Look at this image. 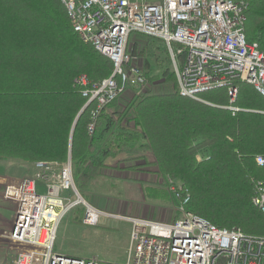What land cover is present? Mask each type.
Returning a JSON list of instances; mask_svg holds the SVG:
<instances>
[{"label":"trees","instance_id":"1","mask_svg":"<svg viewBox=\"0 0 264 264\" xmlns=\"http://www.w3.org/2000/svg\"><path fill=\"white\" fill-rule=\"evenodd\" d=\"M243 32L248 42L263 43L264 0L250 1ZM112 70L73 32L60 0H0V165L70 156L82 192L108 163L147 152L146 164L184 185L187 211L219 228L264 237V214L251 202L255 183L264 186V162L255 160L264 161V98L254 87L237 83L232 111L224 107V89L201 94L203 102L182 97L174 74L161 70L148 79H162V92L134 95L122 110L117 98L89 136L94 106L83 108L87 98L74 79L84 74L89 88Z\"/></svg>","mask_w":264,"mask_h":264},{"label":"built area","instance_id":"2","mask_svg":"<svg viewBox=\"0 0 264 264\" xmlns=\"http://www.w3.org/2000/svg\"><path fill=\"white\" fill-rule=\"evenodd\" d=\"M250 1L60 0L74 32L113 66L109 77L89 88L84 74L74 79L87 104L94 106L88 135L94 133L104 108L127 88L140 85L134 94L138 96L149 84L129 47L137 36L163 43L182 97L203 102L201 94L224 89L231 103L227 108L237 111L232 104L240 82L253 86L264 98V41L248 42L243 32ZM255 160L258 165L264 162L260 156ZM157 177L163 183L159 186L176 199L177 216L171 222L123 218L131 224L124 264H264V237L219 228L187 211L184 185L160 173ZM38 184L44 194L37 192ZM251 202L264 214L260 181L254 185ZM0 203L12 207V218L0 226V264H114L53 250L57 226L75 205L84 208L81 222L86 226L97 225L101 217L117 218L80 195L70 156L61 163L35 161L26 178L1 174Z\"/></svg>","mask_w":264,"mask_h":264},{"label":"rangeland","instance_id":"3","mask_svg":"<svg viewBox=\"0 0 264 264\" xmlns=\"http://www.w3.org/2000/svg\"><path fill=\"white\" fill-rule=\"evenodd\" d=\"M145 1L159 2L160 0H145ZM134 46L136 47L135 54L133 55L135 62L139 64V66H141L142 74L149 83L142 88V93H146L150 91L154 93L162 92V88L164 84L162 79H155L150 81L148 79V76L158 74L159 71H160L159 74H161V70H165V69H169L171 71L172 66L171 63L168 60H166L167 53L165 51L164 45L159 41L156 40L150 41L145 37L137 36L135 39L129 41V47L131 52ZM156 57L160 61H162L160 68L157 65ZM146 62H147V66H146ZM139 90H140V85L133 88H127V92L123 96L118 98L119 100H124L123 101L124 104L118 101L117 102L118 105H122V106H118L117 109L122 110L127 103L126 101H128V99L130 100L132 96L136 94V92H138ZM88 105L89 104H87V99H86L84 106H88ZM228 105L229 103L226 105V107ZM84 106L83 108H85ZM148 158L150 159V162H152V156H150L149 153L145 152L142 154L138 150L134 151L132 154H124L123 161H113L108 163V165H106L104 168H102L100 171V179L92 182L91 187L81 192L78 188V185L75 182L76 187L78 188L80 195L88 203H89L88 199H90L91 196L102 200L107 198L105 200L107 202L116 201L106 197L109 196L114 189L107 188V185L103 189L105 182L101 180H105L109 177H116L117 175L120 177L121 173L119 172L129 167L128 170H125L129 172V173L125 172L128 176H131L132 172L142 173L144 174L143 176H137V177L142 178L145 181H147V179L151 180L146 183L152 184L153 187L161 190L162 193L164 192L167 195V197H165L164 195H160L158 193L159 197L162 198V200H164L168 204L166 208L169 210L171 216L176 217L177 212L175 210V201L171 199L172 196H170L168 191L164 190L165 186L162 185L164 188L159 186L160 184L163 183L162 182L160 184L158 183V177H157V175L159 174L158 168L156 165L146 164L145 162H148L147 161ZM31 164L28 167L24 165H18V166L9 165L7 167H2L0 165V175L3 174L11 177L19 176L25 178L29 177L31 175ZM139 167L145 168V170L143 172L142 171L139 172L138 171L139 169H137ZM97 183L99 184L102 183L103 185L101 184L102 185L101 187L99 186L96 187ZM95 189H96L95 194H90V195L88 194V192H92V190ZM37 192L41 194L45 193V189L42 186V184H38ZM104 192H105V196H104ZM63 195L69 197L70 201H74L75 199L73 195L71 194L69 195V192H65ZM0 206H1L0 226H2L4 223L9 222V220L12 218V207L8 203H0ZM83 209L84 208L80 204L75 205V207H73L60 220L56 230L53 250L61 253L63 252V254L66 255L80 257V258H95L104 262H109L114 264H124L130 243V238H129L130 232L128 233L129 225L126 223V220L123 218L126 217L143 218V217H140L138 213H136V215L134 216H129V217L121 216V215L119 216L117 214H114L117 218L101 217L97 225L86 226L83 225L81 222L83 216ZM161 214L162 215L164 214V210L161 211ZM171 216L168 218L158 217V219L166 222L172 219ZM143 219H152V218L150 216H145V218ZM130 230H131V224H130Z\"/></svg>","mask_w":264,"mask_h":264},{"label":"crops","instance_id":"4","mask_svg":"<svg viewBox=\"0 0 264 264\" xmlns=\"http://www.w3.org/2000/svg\"><path fill=\"white\" fill-rule=\"evenodd\" d=\"M128 169L129 168L127 167L125 170ZM137 169H139L138 170L139 172L140 171L143 172L145 170V168H141V167ZM125 170L119 172L121 173L120 177L117 175L116 177H109L105 180H101L105 182L103 189L106 185L107 188L114 189L110 193V195L106 197L116 201L107 202L105 201L107 198L102 200L91 196L90 199H88L89 203L94 207H96L97 209H100L106 213L117 214L119 216L121 215V216L129 217V216H134L136 215V213H138L140 217L145 218V216H150L153 220H158V221H161L158 219V217L160 218L170 217L171 214L169 210L166 208L168 204L164 200H162V198L159 197L158 192L156 191L158 189L153 187L152 184L146 183L151 180L147 179V181H145L142 178H138L137 176L144 175L138 172H132L131 176H128L125 172L127 173L129 172ZM14 177H19V176H14ZM101 184L97 183L96 187L98 186L101 187L103 185ZM95 191L96 189L92 190V192H88V194L89 195L95 194ZM104 196H105V192H104ZM162 210H164L163 215L161 214ZM171 217L172 219L166 222L173 221L174 217L173 216ZM126 223L129 225L128 228V233H129L130 224L129 222Z\"/></svg>","mask_w":264,"mask_h":264},{"label":"bare ground","instance_id":"5","mask_svg":"<svg viewBox=\"0 0 264 264\" xmlns=\"http://www.w3.org/2000/svg\"><path fill=\"white\" fill-rule=\"evenodd\" d=\"M71 28H72V27H71ZM72 30H73V29H72ZM73 32H74V30H73ZM75 33H76V32H75ZM76 34H77V33H76ZM77 35H78V34H77ZM78 37H79V35H78ZM79 38H80V37H79ZM80 39H81V38H80ZM81 40H82V39H81ZM82 42H84V41L82 40ZM84 43L90 45L89 43H86V42H84ZM90 46H91V45H90ZM91 47H92V46H91ZM92 48H93V47H92ZM93 49H94V48H93ZM94 50H95V49H94ZM95 51H96V50H95ZM96 52H97V51H96ZM111 63H112V62H111ZM74 84H75V83H74ZM75 85H76V84H75ZM81 93H82V92H81ZM226 94H227V97H228V103H229V105H230V104H231V103H230V97H229V95H228L227 92H226ZM237 94H238V91H237ZM229 105H228V106H229ZM228 106H227V107H228ZM227 107L225 106V108H227ZM96 122H97V120H96ZM182 201H183V199L180 200V202H182Z\"/></svg>","mask_w":264,"mask_h":264},{"label":"water","instance_id":"6","mask_svg":"<svg viewBox=\"0 0 264 264\" xmlns=\"http://www.w3.org/2000/svg\"><path fill=\"white\" fill-rule=\"evenodd\" d=\"M84 107H86V106H84Z\"/></svg>","mask_w":264,"mask_h":264}]
</instances>
